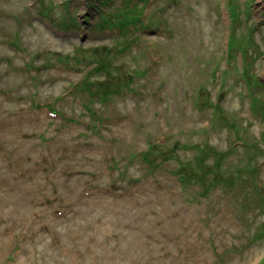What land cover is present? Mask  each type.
I'll list each match as a JSON object with an SVG mask.
<instances>
[{"label": "rangeland", "instance_id": "1", "mask_svg": "<svg viewBox=\"0 0 264 264\" xmlns=\"http://www.w3.org/2000/svg\"><path fill=\"white\" fill-rule=\"evenodd\" d=\"M0 264H264V0H0Z\"/></svg>", "mask_w": 264, "mask_h": 264}, {"label": "trees", "instance_id": "2", "mask_svg": "<svg viewBox=\"0 0 264 264\" xmlns=\"http://www.w3.org/2000/svg\"><path fill=\"white\" fill-rule=\"evenodd\" d=\"M125 27H126L125 29H127V26H126V25H125ZM123 33H124V32H123ZM221 152H222V153H226V152H223V151H221Z\"/></svg>", "mask_w": 264, "mask_h": 264}]
</instances>
